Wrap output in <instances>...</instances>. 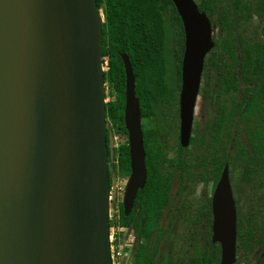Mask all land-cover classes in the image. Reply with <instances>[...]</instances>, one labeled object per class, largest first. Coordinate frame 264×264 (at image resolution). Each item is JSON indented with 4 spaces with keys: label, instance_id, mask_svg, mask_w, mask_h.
Wrapping results in <instances>:
<instances>
[{
    "label": "water",
    "instance_id": "obj_1",
    "mask_svg": "<svg viewBox=\"0 0 264 264\" xmlns=\"http://www.w3.org/2000/svg\"><path fill=\"white\" fill-rule=\"evenodd\" d=\"M171 2L184 32L179 141L186 147L213 26L195 0ZM102 23L96 0H0V264H112L114 140L105 118ZM120 57L127 216L147 173L135 77L129 56ZM211 210L219 264H234L236 208L227 164Z\"/></svg>",
    "mask_w": 264,
    "mask_h": 264
},
{
    "label": "trees",
    "instance_id": "obj_2",
    "mask_svg": "<svg viewBox=\"0 0 264 264\" xmlns=\"http://www.w3.org/2000/svg\"><path fill=\"white\" fill-rule=\"evenodd\" d=\"M195 2L198 9L209 18L215 32L212 37L214 47L204 61L200 95L204 114L213 115L216 119L207 131L201 132L200 123V127L195 126L190 144L199 147V163L202 167L210 154L214 158L213 191L224 163L229 160L215 157L210 143L219 140V117L224 111V104L225 109L229 108L228 116L231 118L226 133L227 151H233L236 150L239 115L257 111L260 99L255 95L264 92V36L260 41H249L240 32L243 22L255 14L261 22L264 21V0ZM96 3L104 15L101 53L102 62L107 58L108 66L103 72L104 80L114 95V99L105 104V118L112 132L120 137L118 146L113 149V161L108 152L110 178L130 174L127 132L123 122L125 72L120 53H126L132 65L141 117L153 116L156 119L154 129L142 128L147 173L145 186L138 190L134 208L129 215H124L122 203L119 204L118 225L133 229L136 240L132 264H182L174 253L173 232L169 227L172 222L167 225L163 222L166 212L171 209L169 207H174L170 185L174 164L165 160L161 150V140L165 134L161 106L178 107L184 51L182 23L171 0H96ZM169 20L176 22L179 27L175 34L170 30L172 40L180 45L179 52L169 45ZM261 33L264 35V28ZM260 62L263 64L260 65ZM243 134L255 146L256 134L250 131ZM178 149L187 150L180 144ZM246 150L243 146V152ZM210 205L211 196L206 193L194 212L199 230L193 235L192 253L186 264H219L220 246L212 244L210 240ZM178 209L176 214L179 213ZM113 225L115 222L110 217L109 228Z\"/></svg>",
    "mask_w": 264,
    "mask_h": 264
},
{
    "label": "rangeland",
    "instance_id": "obj_3",
    "mask_svg": "<svg viewBox=\"0 0 264 264\" xmlns=\"http://www.w3.org/2000/svg\"><path fill=\"white\" fill-rule=\"evenodd\" d=\"M197 1V0H195ZM100 10V9H99ZM100 14L102 16V19L104 21V15L102 13V10H100ZM169 33H168V40L170 47H174L178 52L180 50V45L176 43V41L172 40V33L174 34L179 31V27L176 22L173 20H169ZM171 27V28H170ZM264 28V21L261 22L259 17L255 14L253 15L249 20L246 22H243L240 28V32L243 35V37L249 41H260L263 37V34L261 33V29ZM171 30V32H170ZM215 34V32H214ZM103 67L106 71L107 66V58L104 59ZM114 99V95L111 93L110 87L106 85L105 83V101L110 102ZM201 104H202V98L198 97L196 108L194 110L195 114L193 117V121L197 122L199 120V117L201 115ZM161 111L164 116V122H165V134L162 136L161 140V150L165 154V160L167 162L171 161L173 159V156L177 153V144H178V126H179V119H178V113L176 108L173 107H167L165 105L161 106ZM141 125L145 130L148 129H154L156 125V119L153 116L145 117L141 119ZM113 140H114V147L118 146V143L120 142V137L115 134L113 131ZM214 150V149H213ZM189 154H191L193 158L194 163H197L194 167V181L190 184L187 191L179 197V205L182 206L179 213L176 214L174 209H170V211L166 212L165 219L163 222L167 225L168 222H172V224L169 225L171 227L173 232V248L175 256L179 257V261L182 264H186L188 261L190 254L192 253V238L193 235L199 230V225L195 222V211L198 208V206L201 204V198H202V191L204 193L209 194L212 188V178L214 174V167L215 163L210 162L212 161L211 154L207 158V161H205V165L202 167V165L199 163L200 156L198 155L200 153L199 147L194 145H189L188 151ZM229 157H225L224 154H228ZM215 157H217L219 160H222L225 158H228V166H229V178L231 187L233 190L234 198L239 202V210L240 214L243 216V221H246L248 224L253 222V217L257 215L258 207H253V210L249 209L247 204V199L249 198V195L242 194L240 190V164L236 160V157L238 155L237 151L233 149V151H225V153L215 147V150L212 153ZM195 157L197 158L195 160ZM261 165L264 166V160H261ZM252 167V166H251ZM251 167H248L251 169ZM248 172H251L250 170ZM115 183H114V192L110 191V204H109V216H113L118 212L119 210V204L122 202L123 195H124V189L126 185V181L128 179V176H115ZM245 196V197H244ZM246 224L242 223L239 225V228L242 226H245ZM168 227V228H169ZM110 233L114 234L115 232L121 231L119 238H117L119 246L122 247V262L123 264H132L133 262V255L129 253V249L131 248L133 237L128 236L125 233V230L122 228H115L114 226L111 227ZM112 231V232H111ZM130 245V246H129ZM129 253V254H128ZM263 253L260 251L259 253L250 252L247 256L244 258L238 257V261L234 264H255V261L257 260V256ZM256 254V255H255ZM129 255V257H127ZM238 255V252H237ZM129 258V259H128Z\"/></svg>",
    "mask_w": 264,
    "mask_h": 264
},
{
    "label": "flooded vegetation",
    "instance_id": "obj_4",
    "mask_svg": "<svg viewBox=\"0 0 264 264\" xmlns=\"http://www.w3.org/2000/svg\"><path fill=\"white\" fill-rule=\"evenodd\" d=\"M213 34H214V29H213ZM212 37H213V35H212ZM204 61H205V59H204ZM259 64L262 65L263 62H260ZM203 66H204V64H203ZM202 72H203V70H202ZM201 81H202V78H201ZM201 81H200V86H201ZM200 86H199L198 97L202 98V96L200 95ZM180 87H181V80H180ZM255 96L258 99H260V102L257 103L259 109L257 111L252 112V113L247 112L249 114H246L244 116L239 115V118H240V119L238 118L239 119V125L237 126L238 135L235 138V145H236L235 148H236V151L238 153L236 160L240 164V168H241L240 179H239L240 190H241L242 194L249 195V198H246L247 204L250 205V206H248V208L253 210V207H258V211H259L257 213V215L255 217H253L252 223L248 224L246 221H243V216L240 214L241 212L239 210L240 209L239 205H238L239 202L234 198L232 187H231V190H232V195L234 198L235 208H236V231H237V234H236V254H235L236 260H235V263L239 260L238 259L239 256H240V258H244L250 252L252 253L255 251V253H257V252L259 253L260 251H262L263 253H260L257 256V260L255 261V264H264V166H262L260 163L261 160H264V92L257 94ZM197 100H198V98H197ZM202 102H203V98H202ZM196 103H197V101H196ZM173 108H176V107L174 106ZM195 108H196V106H195ZM176 110H177L178 119H179V98H178V107L176 108ZM201 110H202V112H201V115L199 117V120L197 122L196 121L192 122L191 136H190L188 146L182 147L180 145L182 148L187 149L186 151H180L178 149V144H180L179 126H178V144H177L178 151L175 154V156H173V159L171 161H169V163L174 164V171L171 174V184H170L171 185V193H172L171 195H172V199L174 201V203H173L174 207H169V208L174 209L175 212L177 210V207H179V209H178L179 211L182 208V206L179 205V200L181 199V198L179 199V197L182 196L187 191L190 184L193 183L194 177H195V175H194L195 163L193 161L194 157H192L191 154H189L187 152L189 145H191L190 144L191 138L194 136L193 128L195 126H198V124L200 123L201 127L200 126H198V127H200L201 132H203V130L207 131L208 129H210V125L213 124V122L216 119L213 115L204 114L205 112H204L203 103L201 104ZM228 110H229V108L227 107L225 109V104H224V111L222 112V115L219 117V119L221 118L220 119L221 127L219 130L220 131L219 140L210 142L212 144L211 145L212 149L215 150V147L217 148V146H218L219 149L222 150L224 153H225V151L227 152V149H228L227 148L228 138H227L226 133H227V129L229 128V126L231 124V121H230L231 118L228 116ZM194 114H195V112H194ZM193 117H194V115H193ZM241 117H244V118H241ZM141 119H142V117H141ZM142 128H143V126H142ZM196 131H198V129H196ZM247 131L253 132V135L256 134L257 142H255V146H252V144H250V142H249L248 136H245L243 134L244 132H247ZM257 132L259 133V135H257ZM243 146L247 149L244 152H243ZM251 147L254 148L255 151H252ZM250 154H251V157H249ZM224 156L226 157L227 154H224ZM210 162H214V158H212V161L210 160ZM225 164L228 165V163H224V165ZM248 167H251V169H249ZM222 169H223V167H222ZM249 170L251 172H248ZM228 172H229V166H228ZM229 181H230V178H229ZM144 186H145V184H144ZM230 186H231V183H230ZM213 191L211 190L210 193L208 194L211 196V199H212ZM202 193H203V195H202L201 201L205 195L204 191H202ZM134 202H135V200H134ZM210 207H211V205H210ZM133 208H134V203H133V207H132L131 211L133 210ZM122 209H123V206H122ZM131 211H130V213H131ZM211 215H212V210H211ZM109 218H110V216H109ZM111 218L115 222V225H113L115 228H117V227L122 228L125 230L126 235H128V236L130 235L133 237V241H132L133 243L131 245V248L129 249V253L131 255H133V246H134L136 238H135L132 227L124 228V227L118 225L119 210L114 215V218H113V216H111ZM212 219H213V217H212ZM242 223H244L246 225L239 228V225H241ZM211 225H212V222H211ZM113 226H111V227H113ZM111 227H110V229H113ZM120 233H121V231H118V232H115V234H114L115 246H119L117 238H119ZM211 234H212V232H211ZM237 237H238V239H237ZM210 240H211V236H210ZM215 244H218V243H215ZM237 252H238V255H237ZM127 257H129V255H127Z\"/></svg>",
    "mask_w": 264,
    "mask_h": 264
},
{
    "label": "built area",
    "instance_id": "obj_5",
    "mask_svg": "<svg viewBox=\"0 0 264 264\" xmlns=\"http://www.w3.org/2000/svg\"><path fill=\"white\" fill-rule=\"evenodd\" d=\"M114 234L111 233L109 236V238H110V256H111L112 264H123L122 257L124 254H122V247L115 246Z\"/></svg>",
    "mask_w": 264,
    "mask_h": 264
},
{
    "label": "bare ground",
    "instance_id": "obj_6",
    "mask_svg": "<svg viewBox=\"0 0 264 264\" xmlns=\"http://www.w3.org/2000/svg\"><path fill=\"white\" fill-rule=\"evenodd\" d=\"M7 52H8L7 49H4V50L1 52V54L4 55V54H7ZM257 228H258V227H257Z\"/></svg>",
    "mask_w": 264,
    "mask_h": 264
}]
</instances>
